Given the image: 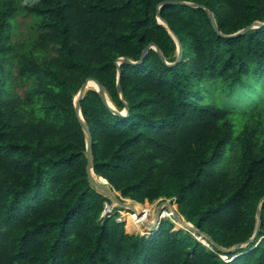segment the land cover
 <instances>
[{
	"label": "trees",
	"instance_id": "trees-1",
	"mask_svg": "<svg viewBox=\"0 0 264 264\" xmlns=\"http://www.w3.org/2000/svg\"><path fill=\"white\" fill-rule=\"evenodd\" d=\"M163 1L0 0V264H264V202L254 242L224 254L170 221L149 238L128 234L87 181L74 97L94 79L117 112L129 110L114 115L93 90L80 103L97 177L146 216L140 204L170 200L222 248L255 232L264 28L222 38L201 8H160L182 59L168 66L151 49L121 64V100L117 59L139 62L155 44L176 62L177 44L156 18ZM175 1L204 6L223 35L264 23V0ZM19 14L33 34L14 43Z\"/></svg>",
	"mask_w": 264,
	"mask_h": 264
},
{
	"label": "water",
	"instance_id": "water-1",
	"mask_svg": "<svg viewBox=\"0 0 264 264\" xmlns=\"http://www.w3.org/2000/svg\"><path fill=\"white\" fill-rule=\"evenodd\" d=\"M164 6H185V7H190V8H201V9L205 10L207 12V14H208L209 21H210V24H211L213 30L215 31V33L218 36H220L222 38H234V37H237L239 35H243V34L247 33L250 30L258 29V28H264V23L253 22L251 25L247 26L246 28H244L243 30L239 31L238 33H236L234 35H223L219 31V29H218V27L216 25V22H215V19H214V16H213L212 12L208 11L204 6H201V5H198V4H195V3H188V2L175 1V0H166V1L161 2L157 6V8H156L157 9L156 18H157L158 24L159 25H162L169 32V34L172 36V38L174 39V41L177 44L176 62L173 63V64L166 63V61L164 60V58L162 56L161 51L159 50V48L155 44H149L145 48V50L142 53L141 60L139 62H133V61H130V60L124 59V58L117 59L114 62V64H115V66L117 67V70H118L117 91H118V93H119V95L121 97V100H122V93H121V86H120V81H119L120 65L121 64H127V65H132V66L137 65V64H139L142 61V59L144 58V56L151 49L156 50V52L158 53L161 61L164 64L168 65V66H174L177 63H179L181 61V59H182V56H183V48H182V45L180 44L179 40L174 35V33L170 30V28L168 27L167 23L164 20H162L161 17H160V13H159L160 8H162ZM89 82L94 83L95 89H92V88L91 89H88ZM90 90H93V91H95V92H97L99 94V96L102 99L103 103L113 112L114 115L121 116V117H127L128 116V111H129L128 110V107H127V105L125 103H124V105H125V114H123L121 112H117L116 110H114L112 108L110 102L108 101V98H107V96H106L103 88L94 79H87L80 86V88L78 89V91L76 92V95L74 97V109H75V112H76V115H77V118H78V122L80 124V127H81V129L83 131L84 138H85V145H86V152H85L86 167H85V173H86L87 181H88L89 185L96 190L97 193L103 195L106 198H109L112 202L116 203L121 208H128V209H130L131 211L134 212V208L133 207H131L129 205H126L125 203L122 202L123 200H128V199L122 198L119 193L115 192L114 190H112L110 188V186H109V184H108V182L106 180H104V179H102L100 177H97L94 174V171H93L94 156H93V151H92V137H91V134L89 132V129H88V127H87V125H86V123L84 121V118L82 116L81 106H80L81 101H83V99H84L85 93L87 91H90ZM101 180L103 182H105L107 185L106 184H103L102 182H100ZM263 202H264V197H262L259 200L258 205H257V212H256V224H257V226H256V229H255V232H254L252 238H250L245 243H243V244H237V245H235L234 247H232L230 249L222 248L210 236H208L207 234H205L202 231H199V230L195 229L192 225H190L189 223H187L178 214L177 207L175 208L173 206L174 203L167 202L165 204L170 209L171 214L173 215L176 223L182 229L190 232L193 236H199L198 241H200L206 247L212 246V247H214L216 250H218L221 253L229 254V253H235V252L240 251L241 249H243V247L245 245L247 246V245L251 244L256 239V237H257V235H258V233H259V231L261 229V213H260V208H261V205L263 204ZM105 213H103V214H105ZM161 213L162 212L159 209L157 211L156 216H155L156 217L155 222L152 223V224H145V223H143V225L146 228H148L149 230H151V231H154L155 230L157 232L159 230L162 222H163V218L160 216Z\"/></svg>",
	"mask_w": 264,
	"mask_h": 264
},
{
	"label": "rangeland",
	"instance_id": "rangeland-1",
	"mask_svg": "<svg viewBox=\"0 0 264 264\" xmlns=\"http://www.w3.org/2000/svg\"><path fill=\"white\" fill-rule=\"evenodd\" d=\"M31 22H32V19L29 18V17H26V16H23L21 14L18 15V17L16 18L15 20V30H16V33L12 35L11 37V41L14 42V43H22L23 41H26L30 38V36L33 34L32 31H31ZM176 56H177V52H176ZM92 89H95V88H92ZM19 94L21 93L20 89L18 90ZM247 101H243L242 102V106H246V103ZM111 104V103H110ZM112 106V104H111ZM234 107V106H232ZM112 108L114 110H116L113 106ZM123 114H125V109L121 112ZM233 159L232 155L230 157H227L226 160H224V162L222 164L224 165H227L230 163V161ZM109 199V198H108ZM110 200V199H109ZM123 203H125L126 205H129L131 207H135L136 203L130 201V200H123L122 201ZM167 202H171L170 200H159V201H156L152 204H149V203H144V204H140L142 205V207H147V209H149L151 212L148 214V216H146L145 214H139L140 216H138L137 219L135 220H138L140 221L141 223L139 224V228L136 229L134 227H131L129 226V220L128 218L131 216H135V213L133 211H131L130 209L128 208H121L119 205H117L116 203L112 202L110 200V204H106L105 206V211L103 213L104 216H106L107 214L110 215V213L114 215L118 214V222H121L124 224V228H125V231L128 233V234H137V235H140V236H143L145 238H149L151 236V230H149L148 228H146L143 223L146 221L147 224H152L155 222L156 220V214H157V211L160 209L161 210V217L162 215H168L167 218H163V221H170L171 223H173L177 228H180L182 229L175 221L173 215L171 214V211L170 209L168 208V206L165 204ZM173 206L176 208V205L173 204ZM102 215V216H103ZM144 219V220H143ZM142 227V228H141ZM259 243V241H258ZM248 246V245H247ZM247 246L245 245L243 247V249H246Z\"/></svg>",
	"mask_w": 264,
	"mask_h": 264
},
{
	"label": "bare ground",
	"instance_id": "bare-ground-1",
	"mask_svg": "<svg viewBox=\"0 0 264 264\" xmlns=\"http://www.w3.org/2000/svg\"><path fill=\"white\" fill-rule=\"evenodd\" d=\"M91 88H95V85H94V83H92V82H89V84H88V89H91ZM100 182H102V180L100 181ZM134 212L136 213V214H141L135 207H134ZM140 216V215H139ZM168 217V215H162V218H167ZM128 220H129V226H131V227H134V228H136V229H138L139 228V224L141 223L140 221H138V220H135V219H130V218H128ZM144 220V219H143ZM145 224H147V222L145 221L144 222ZM142 228V227H141Z\"/></svg>",
	"mask_w": 264,
	"mask_h": 264
},
{
	"label": "built area",
	"instance_id": "built-area-1",
	"mask_svg": "<svg viewBox=\"0 0 264 264\" xmlns=\"http://www.w3.org/2000/svg\"><path fill=\"white\" fill-rule=\"evenodd\" d=\"M156 230H157V229H156ZM154 233H156V231H155V230H154V231H151V235H152V234H154Z\"/></svg>",
	"mask_w": 264,
	"mask_h": 264
}]
</instances>
